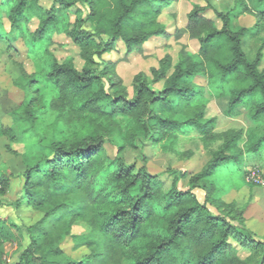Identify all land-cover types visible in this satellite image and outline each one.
Wrapping results in <instances>:
<instances>
[{"label":"trees","instance_id":"1","mask_svg":"<svg viewBox=\"0 0 264 264\" xmlns=\"http://www.w3.org/2000/svg\"><path fill=\"white\" fill-rule=\"evenodd\" d=\"M172 1L179 0H55L42 9L29 0H0V41L7 43L8 53L23 42L33 64L32 73L22 67L14 82L24 99L11 113V130L12 138L26 148L23 194L17 205L36 208L43 217L26 229L30 243L18 264H241L233 256L232 241L242 250L248 245L260 249L264 261V242L254 240L244 227V209L223 203L226 217L218 216L194 193L198 188L207 197L215 192L217 199L232 190L230 179L241 174L243 157L236 152L237 136L201 174L188 178L186 172L172 171L174 181L164 190L159 175L146 167L128 165L121 157L109 159L106 138L94 127V122L126 119L154 143L194 130L208 135L213 122L205 121L202 109L194 110L204 102L203 89L195 85L198 77H204L215 97L229 98L228 115L245 108L254 124L264 126V40L255 58L249 59L243 49L247 30H234L232 15L209 5H194L182 31L198 42V53L182 56L172 72L169 56L152 69L153 83L164 84L161 91L152 89L140 74L134 79L135 95L129 98L114 67L97 70L95 56L113 51L119 42L131 54L141 53L154 38H167L158 17ZM78 3L87 6L94 34L83 31L79 19L69 22V11ZM249 5L253 7L241 6L237 16L252 14L257 28H263L264 0H251ZM210 10L215 18L207 17ZM33 19L38 25L31 31ZM55 35L66 36L80 49L82 69L73 60L55 58ZM37 65L58 93L52 100L45 95L41 106L35 97L40 84ZM75 121L84 124V131L68 128ZM60 124L62 132L56 129ZM47 126L55 128L51 145L45 144ZM263 148L264 137L251 152ZM182 181L188 189H179ZM7 188L0 170V195ZM78 222H85L89 232L74 236L72 228ZM7 237L1 223L0 264H6L2 247ZM69 238L73 250L89 251L81 261L65 255L62 245Z\"/></svg>","mask_w":264,"mask_h":264},{"label":"rangeland","instance_id":"2","mask_svg":"<svg viewBox=\"0 0 264 264\" xmlns=\"http://www.w3.org/2000/svg\"><path fill=\"white\" fill-rule=\"evenodd\" d=\"M29 1L35 2L42 9H49L55 4V0ZM250 1H172L158 17V22L164 26L168 34L167 38H154L144 45L141 53L131 54H127L124 44L119 42L113 51L95 56V61L99 63L96 68L100 71L106 65L114 67V73L120 79L121 86L129 98L135 95L134 79L140 74L146 76L152 89L157 92L161 91L164 84L163 82L153 83L152 69H158L160 62L169 56L172 59V70L170 71L172 72L182 56L196 55L199 51L198 42L191 40L187 34L182 32L187 24V16L194 5L202 7L209 5L217 12L231 14L234 30L242 28L247 30L243 40V49L249 59H253L264 40V27L257 28V20L252 14L237 16L241 6L253 7L249 5ZM88 15L87 6L78 3L69 11V22L74 23L79 19L83 22L82 30L94 34L95 23L88 20ZM207 17L215 18L212 10L208 12ZM37 25V19H33L29 24V29L34 31ZM8 26L6 21V28ZM15 46L16 49L8 53L7 43L0 41V170L8 183L5 195H0V224H5L8 236L2 247L6 264H18L20 255L30 243L26 229L43 217V214L36 208L18 207L17 205L23 194L26 148L24 144L12 138L11 113L19 109L24 99L23 92L14 85V82L21 76L22 67L28 73H32L33 64L28 58L23 42H18ZM51 52L58 61L73 60L76 67L79 70L82 69L84 63L81 59V51L66 36H54ZM262 68H264V62ZM36 71L40 84L36 85L39 90L36 89L38 92L35 97L41 106L45 95L49 96L48 100H52L58 97V93L47 81L45 72L39 65ZM105 85L108 88L107 83ZM195 85L203 89L204 102L194 110L202 109L205 121L213 122L212 130L208 135L194 130L187 134L179 133L172 140L165 138L154 143L146 140L139 131L135 130L134 124L126 119L94 122L95 126H93L97 127L106 138V156L109 159L121 157L128 165L135 164L138 168L146 167L150 174L159 175L163 189L168 190L176 176L172 171L186 172L188 178L201 174L214 155L221 152L225 144L237 136L236 152H241L243 157L239 166L241 174L237 179H234L233 175L230 179L233 183L232 190L221 196L218 195L217 199L213 196L215 192L207 197V194L198 188L194 190V193L201 203H206L209 210L218 216L226 217L227 212H222L224 208L221 204L223 203L234 204L238 209H244V227L251 231L254 240L264 242V148L258 153L251 152L255 142L264 137V126L254 124L245 108L239 109L234 115H228L229 98L215 97L207 87L204 77H198ZM194 112L191 114L193 115ZM48 119L53 121L54 117L50 115ZM69 123L68 128L72 131H84V124L81 121ZM56 129L62 132L64 126L60 124ZM43 134L45 144L51 145L54 142L55 128L47 126ZM202 184L209 185V182ZM178 187L181 190L189 188L187 181L180 182ZM235 224L238 225L236 222ZM88 232L89 227L85 222H78L72 228L74 236ZM247 243L244 241L245 246ZM232 245L234 246L233 256L237 257L241 264H264L260 249L248 245L242 250L236 241H232ZM73 246L71 238L62 245L67 257L81 261L88 255V250L75 251ZM125 264L131 263L126 262Z\"/></svg>","mask_w":264,"mask_h":264}]
</instances>
